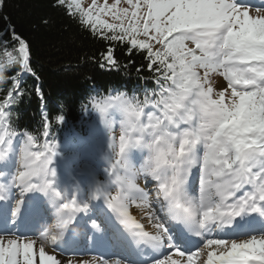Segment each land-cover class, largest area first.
<instances>
[{"label":"snow or ice","instance_id":"1","mask_svg":"<svg viewBox=\"0 0 264 264\" xmlns=\"http://www.w3.org/2000/svg\"><path fill=\"white\" fill-rule=\"evenodd\" d=\"M106 41L98 66L142 55L153 88L87 98L100 163L79 175L81 148L14 109L38 80L31 47L0 38V264H264V11L248 0H56ZM123 5V6H121ZM3 0H0V8ZM109 17L110 19H106ZM11 49V50H9ZM19 70V71H18ZM118 114V117H117ZM63 125L62 106L54 118ZM118 129V134H117ZM83 177V178H81ZM139 210V215L134 214ZM33 227L21 232L19 225ZM244 235V238H239ZM107 237L90 254L81 241Z\"/></svg>","mask_w":264,"mask_h":264},{"label":"trees","instance_id":"2","mask_svg":"<svg viewBox=\"0 0 264 264\" xmlns=\"http://www.w3.org/2000/svg\"><path fill=\"white\" fill-rule=\"evenodd\" d=\"M10 25H15L28 40L32 67L39 77L34 80L31 75H23L27 92L31 93L38 85L44 94L43 103L35 94L25 95L14 109L21 130L39 133L42 117L47 114L53 118L52 130L59 137L62 125H57L54 118L61 106L65 123L71 125L82 116L85 100L93 93L104 91L109 84L123 81L141 96L143 89L154 87L146 66L141 73L135 70L146 65L144 57L138 53L129 57L123 45H117L115 52L120 65L130 60L135 61V65L127 69L121 67L119 71L100 68V54L106 49V41L93 36L70 18L63 7L57 6L56 0H3L0 38ZM0 87L6 91L9 85L0 84Z\"/></svg>","mask_w":264,"mask_h":264},{"label":"rangeland","instance_id":"3","mask_svg":"<svg viewBox=\"0 0 264 264\" xmlns=\"http://www.w3.org/2000/svg\"><path fill=\"white\" fill-rule=\"evenodd\" d=\"M90 1H91V0H83V3H84L85 6H87L88 4H90ZM253 1H258L259 4L264 3V1H260V0H248V2H249L251 5H253V7H252V13H253V15H255L256 8H260L261 11H264V5H263V6H262V5H260V6H256V5L254 4ZM99 2H100V3H103V0H99ZM111 2H112V0H109V3H111ZM121 6H123V5H121ZM106 19H110V18H109V17H106ZM117 117H118V114H117ZM117 134H118V129H117ZM102 142H103V138H102V136L99 135V143H98V146L95 147L96 151H98V152L100 151V147H101ZM92 148H93V147H92ZM92 148H91V149H92ZM95 149H94V150H95ZM94 157H95V158H99V156H94ZM85 161H87V162H85ZM76 162L81 163V164L84 163V164H82L83 167H84L85 164H87V163L95 164L94 161H93V158L90 159V160H87L86 157H84V155H81V158H80L79 160H76ZM95 162H96V163H100V160L96 159ZM72 165H73V167L76 166L75 161H73V162L71 163V166H72ZM32 227H33V226H27V227H26V230H24L23 232H27V231H29V229H31ZM80 244H81L80 246H81L82 248L85 247V249H86V247L88 248V247L90 246V242H89V241L81 242ZM90 254H92V253H90ZM96 254H99V253L97 252Z\"/></svg>","mask_w":264,"mask_h":264},{"label":"bare ground","instance_id":"4","mask_svg":"<svg viewBox=\"0 0 264 264\" xmlns=\"http://www.w3.org/2000/svg\"><path fill=\"white\" fill-rule=\"evenodd\" d=\"M121 86L124 87V88H126V89H128V90H131V91H134L135 90L128 83H125L123 81L121 82ZM134 214L139 215L140 214L139 213V210L135 211ZM24 227H25V225L23 227H19V228H24ZM100 240H102V239H100Z\"/></svg>","mask_w":264,"mask_h":264}]
</instances>
